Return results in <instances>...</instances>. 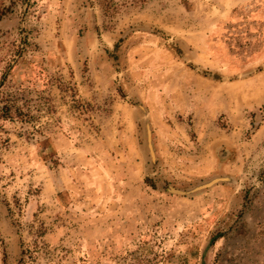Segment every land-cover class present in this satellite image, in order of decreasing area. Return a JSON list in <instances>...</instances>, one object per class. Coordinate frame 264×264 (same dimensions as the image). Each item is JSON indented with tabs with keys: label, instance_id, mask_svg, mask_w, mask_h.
<instances>
[{
	"label": "rangeland",
	"instance_id": "374dc122",
	"mask_svg": "<svg viewBox=\"0 0 264 264\" xmlns=\"http://www.w3.org/2000/svg\"><path fill=\"white\" fill-rule=\"evenodd\" d=\"M263 71L264 0H0V264H264V140L211 171L170 110Z\"/></svg>",
	"mask_w": 264,
	"mask_h": 264
},
{
	"label": "crops",
	"instance_id": "0c3cea01",
	"mask_svg": "<svg viewBox=\"0 0 264 264\" xmlns=\"http://www.w3.org/2000/svg\"><path fill=\"white\" fill-rule=\"evenodd\" d=\"M187 76L191 79L188 86H193L175 84L176 100L169 104L170 110L191 114L193 124L199 127V158L206 160L211 171L240 173L238 161L255 152L264 140V71L227 83L193 73ZM251 125L253 130L243 138ZM155 126L164 128L160 119ZM232 154L234 163H230Z\"/></svg>",
	"mask_w": 264,
	"mask_h": 264
},
{
	"label": "trees",
	"instance_id": "16d2710c",
	"mask_svg": "<svg viewBox=\"0 0 264 264\" xmlns=\"http://www.w3.org/2000/svg\"><path fill=\"white\" fill-rule=\"evenodd\" d=\"M213 78L216 79L214 76ZM4 80V78L0 79V130H3L1 122L13 121L15 119L23 121L25 114L21 105H18L20 97L1 91Z\"/></svg>",
	"mask_w": 264,
	"mask_h": 264
},
{
	"label": "water",
	"instance_id": "95a60500",
	"mask_svg": "<svg viewBox=\"0 0 264 264\" xmlns=\"http://www.w3.org/2000/svg\"><path fill=\"white\" fill-rule=\"evenodd\" d=\"M145 131H146L148 149L152 155V149H151V143H150V130H149V126H148L147 121H145ZM223 183L233 184L234 182L229 177H215V178L210 179L207 182H203L201 184H198V185L191 187L189 189H186V190H179V189H175V188L170 187V186L165 187V190L167 192L175 194V195L192 196L196 193L205 191L214 185L223 184ZM206 250H207V248L203 252V257L205 256ZM203 264H204V262H203Z\"/></svg>",
	"mask_w": 264,
	"mask_h": 264
}]
</instances>
